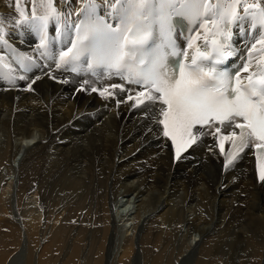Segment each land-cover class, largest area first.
<instances>
[{
	"label": "bare ground",
	"instance_id": "obj_1",
	"mask_svg": "<svg viewBox=\"0 0 264 264\" xmlns=\"http://www.w3.org/2000/svg\"><path fill=\"white\" fill-rule=\"evenodd\" d=\"M70 1L53 0L72 21L79 4ZM19 2L29 17L34 5L40 14L39 0ZM20 19L14 0H0L3 37L25 38L12 48L25 64L31 51L25 35L34 31L16 24ZM62 22L54 20V28ZM38 77L21 95L0 92V204L9 212L0 225H16L22 237L0 264H51L57 244L70 247L78 264H93L90 255L100 249L101 257H93L104 264H264V182L254 176L250 151L224 167L206 136L173 163L155 119L125 103L124 94L116 107L107 95L78 89L76 78L67 86ZM31 153L42 156V165L36 161L40 168L25 185L21 166ZM97 196L107 220L91 207L89 217L78 212L80 201L89 206Z\"/></svg>",
	"mask_w": 264,
	"mask_h": 264
},
{
	"label": "snow or ice",
	"instance_id": "obj_2",
	"mask_svg": "<svg viewBox=\"0 0 264 264\" xmlns=\"http://www.w3.org/2000/svg\"><path fill=\"white\" fill-rule=\"evenodd\" d=\"M14 2L21 17L16 24L39 34V47L45 50L44 55L56 60L57 68L63 65L77 72L79 65L86 64L93 75L103 69L109 76L137 85L135 95L123 84H112L100 94L111 96L110 89L127 91V100L134 101L132 107H142L146 119H155L163 127V136L171 139L178 159L182 151L197 142L193 133L197 125L228 124L233 131L219 137L220 148L223 151L224 141L230 140L235 151L229 154L225 167L231 166L233 158L254 139L258 141L254 147L259 180L264 182V61L257 71H249L253 53H264V6L259 0L251 4L247 0H107L111 8L107 15L116 21L115 26L97 14L95 0H87L78 22L71 23L53 0H39L40 14L34 5L31 17L21 10L19 0ZM62 17L64 23L57 31L64 38L62 44L71 46L61 50L57 59L56 37L49 38L48 28L50 21L59 23ZM174 17L202 21L199 28L213 37L209 41L205 35V50L197 46L190 61L188 51L181 50L173 37ZM233 27L237 35L243 33L244 39H248L250 30L255 43L248 49V61L229 74L222 66L235 54V50H229ZM3 32L0 20V42L6 43ZM188 48H193L192 38L188 39ZM242 72L248 75L242 78ZM3 75L0 72V78ZM28 87L31 89V84ZM156 104L160 105L158 110ZM220 132L217 127L216 133Z\"/></svg>",
	"mask_w": 264,
	"mask_h": 264
},
{
	"label": "rangeland",
	"instance_id": "obj_3",
	"mask_svg": "<svg viewBox=\"0 0 264 264\" xmlns=\"http://www.w3.org/2000/svg\"><path fill=\"white\" fill-rule=\"evenodd\" d=\"M102 2H104V1H106V0H101ZM76 2H78V4L80 5L81 3H80V0H71L70 1V3H69V6H71V7H73V4H75ZM78 5V6H79ZM57 7H59V5H56ZM73 9V8H72ZM11 51H12V49H11ZM14 53V55L12 56L13 58H14V61H15V63L16 64H19L18 62H17V60L19 59V57L15 54V52H13ZM40 83H42V82H40ZM62 93H65L64 91H61ZM77 131H79V129H77ZM35 141H33V142H30V144L31 145H33V143H34ZM31 150H33V149H31ZM42 152H40V154H41ZM40 154L39 153H36V154H33V153H31V155H29V157H28V160L26 159V161L25 162H27L28 163V166L26 165V164H22V168H21V172L23 173V176L24 177H26V179H28V180H25L26 182L28 181L29 182V180H30V182L28 183H25V185H27V184H29L30 185V183L32 182V178H33V176L35 175V173H37V171H38V167H34V165L36 164V161L40 164V165H42V163H40L41 162V157L42 156H40ZM44 156V155H43ZM39 157V158H38ZM19 158H21V155H17V159L16 160H13L14 159V157H12V160H11V163L10 164H15V168H17L18 167V162L20 161V159ZM31 160V161H30ZM123 163H125V162H122V164ZM40 168V167H39ZM23 169V170H22ZM31 174V175H30ZM28 177H30V179L28 178ZM23 181L21 180V184H24V182L22 183ZM28 185V186H29ZM91 198H92V195H89ZM98 197V196H97ZM96 197V198H97ZM99 198V200H96L95 199V201L94 200H91L90 201V204L91 205H87V203L84 201V202H79V207H80V209H79V213L81 214V213H84V211H86V213L88 214V217L90 216V212L91 213H94L95 212V214L94 215H96V217H98L97 219L99 220V221H104V220H107L106 218L107 217H105V216H103V212L104 211H102V210H104L105 208L103 207V206H105L104 204H103V206H102V208L100 209V207L99 206H101V202H100V196L98 197ZM97 201V202H96ZM88 202V201H87ZM95 202V203H94ZM100 202V203H99ZM56 203H58V202H56ZM85 207V208H84ZM89 207H91V209L92 210H94V212L93 211H90V209H89ZM5 209V210H4ZM100 210H101V215H100ZM123 210H121V212H122ZM8 211L6 210V208L5 207H3V205L2 204H0V213L2 214V216L0 217V218H3V219H5V218H7V216L9 215V212L7 213ZM7 215V216H6ZM100 216V217H99ZM102 216L105 218L104 220H102L103 218H102ZM5 217V218H4ZM102 218V219H101ZM111 220V219H110ZM4 221V220H3ZM85 221H87L85 218H84V222L83 223H85ZM15 226V227H14ZM6 228L7 227V225H5V226H2L1 227V225H0V260H1V257H3L4 255H6L8 252H13V251H15L20 245H21V242H22V237H21V232H20V230H19V228L18 227H16V225H11V227L9 228V231H7V229H5V231L3 232V230H1V228ZM15 229H14V228ZM8 228V227H7ZM69 231H71V233L73 232V234H74V231L72 230V229H69ZM83 233L81 234V235H89V232H87V231H85L84 229H82L81 230ZM80 231V232H81ZM6 232H8L9 233V235L10 236H3V234H1V233H6ZM19 232V233H18ZM99 232V231H98ZM18 233V234H17ZM70 233V234H71ZM64 236H65V233L63 234ZM101 234H100V232H99V236L98 237H101L100 236ZM64 236H63V238H64ZM8 237V238H7ZM198 238H199V236H198ZM8 240V242L9 243H11L10 245L8 244V243H6V241ZM103 241H105L104 239H103ZM90 244H92V241H90ZM12 246V247H11ZM58 246V247H57ZM78 246L79 245H76L75 247H74V249L75 250H78ZM12 248V249H11ZM65 248V249H64ZM53 251L51 252V254L50 255H55L56 257L57 256H59L60 255V257H61V254H62V258H60V260L59 259H57L56 257H53V258H51L50 259V261H52L53 263H51V264H78L80 261H82L81 259L79 260L78 259V257L76 256V257H73L72 255H73V251L71 250V248L70 247H67L66 248V246H63V244H61V245H59V244H57V245H55L54 247H53ZM58 249V250H57ZM70 249V250H69ZM61 250V251H60ZM98 251V253L97 254H95L94 252H92V254L90 255V260H92V259H94V260H92L93 261V264H104V263H97V261H96V259L95 258H97L100 254L102 255V253H103V251H101V249H100V251L99 250H97ZM2 252V253H1ZM7 252V253H6ZM63 252H64V254H63ZM68 252H69V254H68ZM93 253H94V257H93ZM110 253V252H109ZM109 253H106L105 255L107 256ZM48 254H46V256H47ZM101 255L99 256V258L101 257ZM66 257V258H63V257ZM108 256H110V254L108 255ZM58 260H56V259ZM63 259H65L64 261H63ZM103 259H104V257H103ZM59 261H62V263L61 262H59ZM183 264H187V263H183Z\"/></svg>",
	"mask_w": 264,
	"mask_h": 264
}]
</instances>
